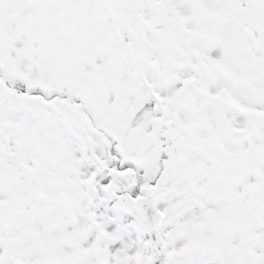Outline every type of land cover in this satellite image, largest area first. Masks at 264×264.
I'll return each mask as SVG.
<instances>
[{
    "label": "snow or ice",
    "instance_id": "obj_1",
    "mask_svg": "<svg viewBox=\"0 0 264 264\" xmlns=\"http://www.w3.org/2000/svg\"><path fill=\"white\" fill-rule=\"evenodd\" d=\"M0 264H264V0H0Z\"/></svg>",
    "mask_w": 264,
    "mask_h": 264
}]
</instances>
